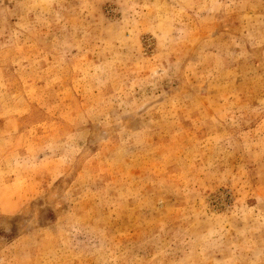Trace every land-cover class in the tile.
Listing matches in <instances>:
<instances>
[{"label":"rangeland","instance_id":"rangeland-1","mask_svg":"<svg viewBox=\"0 0 264 264\" xmlns=\"http://www.w3.org/2000/svg\"><path fill=\"white\" fill-rule=\"evenodd\" d=\"M0 264H264V0H0Z\"/></svg>","mask_w":264,"mask_h":264}]
</instances>
